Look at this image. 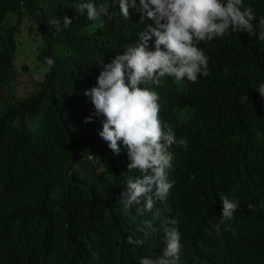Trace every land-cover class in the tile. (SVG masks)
Returning <instances> with one entry per match:
<instances>
[{"label":"trees","instance_id":"trees-1","mask_svg":"<svg viewBox=\"0 0 264 264\" xmlns=\"http://www.w3.org/2000/svg\"><path fill=\"white\" fill-rule=\"evenodd\" d=\"M86 2L104 0H0V93L14 86L0 105V264H139L162 256L163 227L172 219L177 264H264V99L256 91L264 84V42L246 33L201 42L209 76L141 85L157 92L161 121L187 150L168 149L166 201L151 212L127 211L122 192L139 173L129 172L122 142L117 155L98 135L104 117L84 91L96 86V61L122 54L152 21L141 23L133 8L127 20L118 0H109L110 18L91 22L75 10ZM243 5L253 9L258 33L264 0ZM64 16L73 21L68 28ZM24 29L39 40L35 61L23 64L31 70L18 73ZM45 58L55 62L50 72ZM221 196L238 208L218 236ZM129 236L144 242L128 244Z\"/></svg>","mask_w":264,"mask_h":264},{"label":"clouds","instance_id":"clouds-1","mask_svg":"<svg viewBox=\"0 0 264 264\" xmlns=\"http://www.w3.org/2000/svg\"><path fill=\"white\" fill-rule=\"evenodd\" d=\"M118 5L119 13L125 19H129V9L133 8L141 14V23L145 19L152 23L109 63H104L103 59L96 61L101 68L96 86L85 90L84 95L90 99L96 115L104 117L98 135L117 155L120 153L119 142H122L130 161L127 164L129 172L139 173L127 180L120 201L124 209L128 211L132 206H139L137 211L151 212L156 201H166L173 187L166 171L172 160L168 149L176 146L186 151L187 141L178 139L173 128L161 121L157 92L141 85L159 86L166 77L195 83L198 76H209V58L198 45L230 33H246L264 42V16L259 18L257 33L255 13L250 6L243 5V0H138V4L137 0H118ZM109 8V0H104L99 7L86 2L77 5L75 10L80 15L86 13L89 21L97 22L102 16L110 18ZM48 23L59 33L60 20L53 18ZM72 23V19L63 17L65 28ZM153 38L150 50L149 42ZM54 64L52 58H45L44 70L50 72ZM256 91L264 99V84ZM90 119L86 117L85 121ZM190 179L195 180V175ZM220 200V223L215 227L218 236L221 225H225V231L230 230L226 222L233 219L238 208V201L227 196H221ZM177 223L172 219L163 227L166 246L162 256L155 259L142 257L139 264H177L181 248ZM145 224L148 229L155 230L150 221ZM126 242L142 245L144 241L129 236Z\"/></svg>","mask_w":264,"mask_h":264},{"label":"rangeland","instance_id":"rangeland-1","mask_svg":"<svg viewBox=\"0 0 264 264\" xmlns=\"http://www.w3.org/2000/svg\"><path fill=\"white\" fill-rule=\"evenodd\" d=\"M95 29V26H90L88 31H93ZM39 38L38 36L32 32H27V30H23L20 38V43L17 49L15 64L16 70L19 73V71L23 68L22 66H25L33 61H35V55L37 54V45ZM27 63V64H25ZM25 64V65H23ZM26 68V69H25ZM24 71L31 70V67L25 66ZM14 91V86L12 85V82L8 85L7 88H5L0 95V105L2 104V101L5 98H11ZM4 98V99H3Z\"/></svg>","mask_w":264,"mask_h":264}]
</instances>
